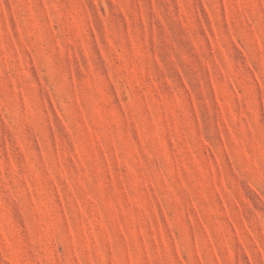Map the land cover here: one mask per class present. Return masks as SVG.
I'll return each mask as SVG.
<instances>
[{"label": "rangeland", "instance_id": "374dc122", "mask_svg": "<svg viewBox=\"0 0 264 264\" xmlns=\"http://www.w3.org/2000/svg\"><path fill=\"white\" fill-rule=\"evenodd\" d=\"M0 264H264V0H0Z\"/></svg>", "mask_w": 264, "mask_h": 264}]
</instances>
